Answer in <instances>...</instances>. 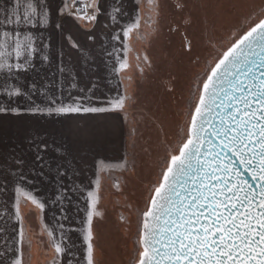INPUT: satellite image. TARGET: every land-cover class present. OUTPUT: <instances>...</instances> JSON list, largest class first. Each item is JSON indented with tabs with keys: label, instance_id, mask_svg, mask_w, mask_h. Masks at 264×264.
Instances as JSON below:
<instances>
[{
	"label": "snow or ice",
	"instance_id": "1",
	"mask_svg": "<svg viewBox=\"0 0 264 264\" xmlns=\"http://www.w3.org/2000/svg\"><path fill=\"white\" fill-rule=\"evenodd\" d=\"M77 3L72 0V11L67 0H59V4L57 0H11L0 17V114L59 116L124 110L126 96L94 97L96 81H90L88 89L80 88L75 68L64 63L63 53L55 71L39 77L42 83L35 78L26 82L28 75L39 71L37 59L42 66L52 64V34L48 29L62 31L60 18L65 15L93 27L108 26L100 17L119 25L112 40L118 41L122 35L127 52L130 33L140 27L139 10L121 22L119 17L128 13H122L119 0H89L79 7ZM134 3L141 4L142 0ZM67 39L71 47H80L70 36ZM186 47L190 50L191 43ZM222 47L196 81V98L188 113L184 138L162 158L157 181L148 190L145 210L140 214L135 264H264V13L250 17L246 29ZM113 52L107 55L111 57ZM115 61L118 67L113 72L118 75L128 66L127 59L117 55ZM18 99L22 103H17ZM94 99L98 106L92 103ZM47 148L46 144L32 148L35 160L31 165L15 149L0 157V179L4 175L14 178L17 219L23 199L40 213L49 204L58 207L59 223L67 219L66 205L72 204L73 195L79 191L73 181L74 171L63 163L53 168L43 155ZM241 169L251 177V183L242 178ZM45 173L52 176L55 189L47 203L21 183H37L36 179L28 180V175L47 180ZM96 183L98 187V179ZM8 184L0 185V190L7 191ZM81 196L86 205L83 223L87 226L81 230L84 255L70 250L75 245L70 244L68 233L74 228L59 223L57 236L45 226L52 250L49 264H65V257L67 264H96L91 224L98 195L87 190ZM16 236L20 247L13 249L6 264H25L27 235L22 221Z\"/></svg>",
	"mask_w": 264,
	"mask_h": 264
},
{
	"label": "rangeland",
	"instance_id": "2",
	"mask_svg": "<svg viewBox=\"0 0 264 264\" xmlns=\"http://www.w3.org/2000/svg\"><path fill=\"white\" fill-rule=\"evenodd\" d=\"M139 11L140 27L130 33L128 66L121 70L127 97L118 111L123 150L120 160L98 169L99 184L93 188L98 195L91 224L96 264H135L145 198L162 158L184 138L196 81L222 46L246 29L249 18L264 13V0H142ZM85 208L82 199L80 211L74 209L75 222L66 219L64 225H73L70 250L80 257L86 247Z\"/></svg>",
	"mask_w": 264,
	"mask_h": 264
},
{
	"label": "crops",
	"instance_id": "3",
	"mask_svg": "<svg viewBox=\"0 0 264 264\" xmlns=\"http://www.w3.org/2000/svg\"><path fill=\"white\" fill-rule=\"evenodd\" d=\"M85 2L88 3L89 0H78L77 4L81 5ZM67 3L74 11L72 0H67ZM57 4H59V0H57ZM10 5L11 0H0V17ZM119 7L122 13H128L127 17L123 15L119 17L121 22L130 20L133 13L139 10V4L134 3V0H119ZM53 19H56L55 13H53ZM100 19L108 26L96 24L93 27L86 21H74L67 15L60 18L63 25L62 31H57L54 28L48 29V32L52 34V64L45 67L37 59L36 66L39 71L28 75L26 82L35 78L37 83H42L43 81L39 77L47 76L50 72L55 71L58 58L63 53L64 63L75 68L80 88L88 89L92 86L90 81H96L94 97L104 99L106 97L114 98L117 93L123 95L121 72L118 75L114 74L113 68L118 67L115 61L117 55L120 59L125 58L124 38L121 35L118 41H113L112 35L117 32L119 25H113L110 21H106L105 17H100ZM68 36L80 46L78 49L71 47L67 39ZM89 36H94L95 39L89 40ZM113 49H115L114 52ZM108 52H113V56H108ZM65 83L67 85V78H65ZM81 94L79 92L72 93V95ZM0 103H3L2 99H0ZM17 103H22V100L18 99ZM92 103L98 106L95 99ZM39 144L48 145L43 155L50 161L53 168L57 163H63L66 167L70 166L69 170L75 173L73 181L79 191L73 195L72 204L66 205L67 213L72 214V217H68L67 221L72 224L75 222L74 209L77 208V211H80L82 208L81 192L86 194L87 190L93 191L98 169H102V166L107 163L120 160L123 150V119L118 111L59 116L28 113L21 115L0 114V157L10 155L12 149H15L18 154H23L28 165H31L35 160L32 148ZM28 165H26V171ZM45 175L47 180L28 175V180H37L35 185L30 186L26 181L21 183L22 187L33 189L34 193L47 203L55 195V189L52 176L48 173ZM13 179L8 175H4L0 179V185L6 181L9 182L7 191L0 190V213L3 214L0 215V254H3L0 255V264H6V260L12 256L13 249L20 247L16 242L20 221L23 222V228L27 235L23 246L25 264H49L52 255L50 251L52 253V250L44 228L48 226L59 236V223L65 225L66 219L58 223L59 208L56 206L49 204L46 210L40 213L35 205L23 199L19 204L20 217L17 219L13 209L15 196ZM64 183L67 184L68 181L65 180ZM36 217L39 220H36Z\"/></svg>",
	"mask_w": 264,
	"mask_h": 264
},
{
	"label": "water",
	"instance_id": "4",
	"mask_svg": "<svg viewBox=\"0 0 264 264\" xmlns=\"http://www.w3.org/2000/svg\"><path fill=\"white\" fill-rule=\"evenodd\" d=\"M208 126L210 127L211 125H208ZM241 175H242V178H246L251 183V177L247 176V174L243 172V169H241Z\"/></svg>",
	"mask_w": 264,
	"mask_h": 264
},
{
	"label": "built area",
	"instance_id": "5",
	"mask_svg": "<svg viewBox=\"0 0 264 264\" xmlns=\"http://www.w3.org/2000/svg\"><path fill=\"white\" fill-rule=\"evenodd\" d=\"M84 4L86 5V4H87V2H85ZM79 6H80V5L76 4V7H79ZM73 9H75V8L73 7Z\"/></svg>",
	"mask_w": 264,
	"mask_h": 264
}]
</instances>
